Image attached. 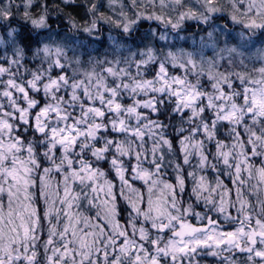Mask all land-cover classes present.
<instances>
[{"label": "clouds", "instance_id": "clouds-1", "mask_svg": "<svg viewBox=\"0 0 264 264\" xmlns=\"http://www.w3.org/2000/svg\"><path fill=\"white\" fill-rule=\"evenodd\" d=\"M0 264H264V0H0Z\"/></svg>", "mask_w": 264, "mask_h": 264}]
</instances>
